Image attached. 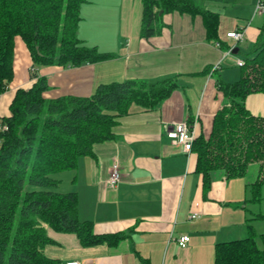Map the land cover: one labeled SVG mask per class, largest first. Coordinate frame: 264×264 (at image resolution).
Masks as SVG:
<instances>
[{"label": "crops", "instance_id": "1", "mask_svg": "<svg viewBox=\"0 0 264 264\" xmlns=\"http://www.w3.org/2000/svg\"><path fill=\"white\" fill-rule=\"evenodd\" d=\"M218 17L216 38L208 36L200 13L173 10L161 16L158 33L140 35L142 0H88L80 4L76 36L88 46L112 56L78 65H40L46 99L62 95L88 96L97 84L132 79L146 84L171 78L175 86L155 106L136 104L117 117L110 138L92 144L73 169L54 176L63 189L74 191L78 219L91 221L95 234L121 232L114 244L82 246L72 232L46 228L51 239L44 254L65 264H213L214 245L244 230L247 184L256 175L227 178L221 170L211 173L203 191L195 171V154L167 137V128L180 121L194 122V133L206 135L214 113L225 103L216 83L239 77L237 59L243 43L248 52L264 24L258 0H192ZM264 1V0H263ZM241 29L243 38L226 53L232 40L225 32ZM216 42H219L217 44ZM235 50V51H233ZM32 59L26 45L14 38L12 77L0 91V118L18 88H28ZM253 114L264 112V93H250L244 100ZM116 164L121 177L108 186ZM248 168V167H247ZM247 171V170H246ZM254 178V179H251ZM190 214H195L190 217ZM185 234V246L176 239Z\"/></svg>", "mask_w": 264, "mask_h": 264}, {"label": "trees", "instance_id": "2", "mask_svg": "<svg viewBox=\"0 0 264 264\" xmlns=\"http://www.w3.org/2000/svg\"><path fill=\"white\" fill-rule=\"evenodd\" d=\"M85 1L0 0V91L13 74L16 36L29 50L34 67L78 65L112 56L76 36L79 7ZM173 10L200 13L208 36L216 38L217 14L192 0H142L140 35L158 33L162 14ZM242 60L237 80L217 81L225 103L214 113L209 132L194 136L191 151L203 191L213 171L238 177L257 162L256 178L247 184L248 200L257 202L264 199V112L251 113L244 100L250 93H264V24ZM30 75L31 86L16 89L9 115L0 118L7 125L0 131V264H54L43 251L51 241L45 225L74 233L82 246L114 244L122 237L121 232L95 234L91 221L78 219L75 192L54 189L58 180L53 174L73 169L93 143L110 138L116 118L131 104L153 107L175 86L171 78L151 84L125 79L99 83L88 96L46 99L45 78ZM255 218L264 220V211ZM246 229L245 237L215 243L213 264H264V230L256 233L249 222Z\"/></svg>", "mask_w": 264, "mask_h": 264}, {"label": "built area", "instance_id": "3", "mask_svg": "<svg viewBox=\"0 0 264 264\" xmlns=\"http://www.w3.org/2000/svg\"><path fill=\"white\" fill-rule=\"evenodd\" d=\"M264 10V1L258 0V2L255 5V11L260 13ZM225 37L232 40V45L228 46L226 49V53L231 52L232 48L235 46V44L243 38V32L241 29H232L225 32ZM219 44V42H216ZM237 65L243 64L242 59L236 60ZM30 73H36L37 67L30 66L29 68ZM194 122L188 123L187 121H180L172 124L167 128L166 135L172 140H176L178 143L181 144L183 151L189 152L191 150V143L194 139L195 133H194ZM7 125L3 122H0V131L6 130ZM121 174L116 164H113L110 172L107 177V184L108 186L112 187L115 186L116 183L120 180ZM190 217H194L195 214H190ZM188 240V236L185 234L180 235L176 241L179 246H185L186 242ZM65 264H79L77 260H70L66 262Z\"/></svg>", "mask_w": 264, "mask_h": 264}, {"label": "rangeland", "instance_id": "4", "mask_svg": "<svg viewBox=\"0 0 264 264\" xmlns=\"http://www.w3.org/2000/svg\"><path fill=\"white\" fill-rule=\"evenodd\" d=\"M239 47L241 48V50L239 51L238 54L240 55V57L243 58V57L246 56L245 53H247L249 50H248V48H246L244 46L243 43H240V46ZM257 170H258V163L257 162H252V163H250L248 165V168H247V171H246V174L245 175L247 177H252L253 175H256L257 174ZM56 174L57 173L53 174V176H55ZM251 179H254V178H251ZM64 184L65 183H63L62 185H59V186H54L53 188L56 189V190L58 188L63 189L62 187H63ZM249 196H250V192L247 189L246 190V199H247L246 200V206H247L248 209L251 210V213H249V212L247 213V217H251L255 213H258V212H263L264 211V199H260L257 202H251V201L248 200ZM247 222H249L250 224H252V226H253L254 230L256 231V233H259V232H261V231L264 230V220H262V219L255 218V219H251L250 221L247 220ZM45 227L48 228L47 225H45ZM243 228H244V230L242 232H238L240 234H236L235 236H233L232 238H229V239H235V238L245 237L247 235V229H246V226L245 225H244ZM256 240H257L258 245L260 246L259 239H256Z\"/></svg>", "mask_w": 264, "mask_h": 264}, {"label": "water", "instance_id": "5", "mask_svg": "<svg viewBox=\"0 0 264 264\" xmlns=\"http://www.w3.org/2000/svg\"><path fill=\"white\" fill-rule=\"evenodd\" d=\"M233 51H235V50H233Z\"/></svg>", "mask_w": 264, "mask_h": 264}]
</instances>
